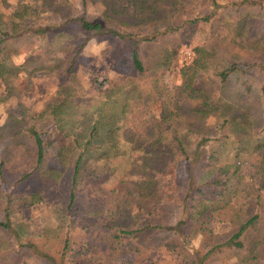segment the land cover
Listing matches in <instances>:
<instances>
[{"label":"trees","instance_id":"16d2710c","mask_svg":"<svg viewBox=\"0 0 264 264\" xmlns=\"http://www.w3.org/2000/svg\"><path fill=\"white\" fill-rule=\"evenodd\" d=\"M107 1L102 0L101 13L90 14L88 5L93 1L79 0L80 9L62 12L57 23H44L28 7L30 2L18 3L4 21L0 17L4 87L0 103L19 98L17 81L22 72L29 82L37 72L56 76L61 87L37 115L27 113L18 102L17 110L0 126V146L9 139L0 152V264H26L27 256L34 264H117V256L154 248L176 256L175 264H264V80L255 102L247 99L251 85L243 77L249 69L264 71V0H232L225 6L219 0H202L206 11L194 20H181L184 0H127L130 5L138 1L147 22L140 39L125 31L130 24L116 18L125 14L119 0ZM226 10L236 14L231 38L193 49L192 61L179 68V93L158 88L156 78L161 117L150 124L143 121L131 101L139 99L140 83L149 71L170 66L179 45L173 44L165 50L162 63L152 65L142 53V44L152 41L149 35L157 38L211 23ZM69 28L74 42L47 50L37 46L44 40L50 45ZM102 39L128 43L132 75L137 79H106L108 90L94 87L101 95L87 97L71 80L87 43ZM22 44L36 50L16 65L12 57ZM201 76L218 80L216 101L195 86ZM231 77L240 85V102L223 99ZM209 117L215 120L214 135L204 128ZM47 119L72 137V146L62 150L56 170L44 167L40 127ZM124 145L140 154L142 162L117 174L110 161L126 157ZM214 145L217 149L203 150ZM178 161L188 166L185 179L172 182L157 170L155 180L150 176L154 166L168 168ZM244 163L255 172L248 180L241 174ZM111 176L130 184L129 198L113 203L96 194ZM146 177L153 180L149 191L141 187ZM35 180L41 184L38 190L30 188ZM58 181L64 192L60 222L46 223L39 233H30L24 223L27 216L17 219V215L28 214L31 206L44 201V187ZM67 213L81 217V229L90 240L74 254L72 235L65 231ZM217 223L227 225V231L216 232ZM196 238L199 245L192 248Z\"/></svg>","mask_w":264,"mask_h":264},{"label":"rangeland","instance_id":"374dc122","mask_svg":"<svg viewBox=\"0 0 264 264\" xmlns=\"http://www.w3.org/2000/svg\"><path fill=\"white\" fill-rule=\"evenodd\" d=\"M88 6V12L90 14H99L104 9V3L102 0H92ZM232 0H219L221 6H225ZM20 2H30L31 9H34L35 14L39 15L44 23H57L60 21L62 12L69 11L72 9H80L79 0H0V17L4 21L6 16L14 11L16 5ZM109 4L112 0L107 1ZM119 5L124 6L125 14L116 16L117 19L124 20L130 27H125L126 32H131L134 35L138 34L140 39L141 33L147 28V22H143L144 16L139 9L140 4L136 1L134 4H129L127 0H119ZM182 14L181 20H194L203 16L206 11V4L202 0H184L181 4ZM213 20L211 23H198L196 25L188 27L186 30H182L179 33L171 34L165 33L159 37L153 38L154 35H149L148 38L152 39L149 43L142 44V53L146 56L145 59L149 60L152 65H156L158 62L164 60L162 57L165 55V50H171L173 44L179 45V50L176 57L170 61V66L165 70L161 68L157 73L156 69L153 73L150 71L147 73V78L143 79L139 87V94H137L138 100L131 101L132 105H136V108L140 111L139 117L147 122L152 123L154 119H159L161 117L162 106L159 102H156V78L158 80L157 87L165 88L171 92H178L177 88L181 86V79L179 76V68L182 65L189 64L194 57V48L198 46L207 45L211 40H221V38H231V32L236 14L231 11L226 10ZM2 15V16H1ZM136 24H139L138 26ZM49 40H44L37 45L40 49L47 50L51 46L60 47L65 45L67 42H74L73 31L71 28L65 30L63 35L56 36L51 41L49 45ZM236 41H239L237 39ZM174 45V46H175ZM19 52L12 57L13 63L19 65L23 62L24 58L32 54L36 48L33 45L22 44L19 47ZM170 52V51H167ZM189 52L191 58L187 61L184 60L185 53ZM187 61V62H185ZM133 64L131 52L128 47V43L121 41H111L109 39L102 40H90L85 46L82 54L80 55L74 78L71 80L74 87L80 89L82 93L89 96H100L98 90L106 91L109 86H107L106 79H115L116 77H129L130 79L134 77ZM162 73V74H161ZM251 85V93L247 97L248 100H254L261 95V84L264 80V71L259 68L249 69L244 75ZM135 78V77H134ZM137 79V78H135ZM128 80V79H127ZM236 79L232 78L228 82V87L224 92V100L230 101H242L239 94L240 85L236 83ZM101 85H97L96 83ZM218 80L209 78L208 76H201L195 83V86L204 90L207 94L211 95V98L216 101L220 98L218 93ZM126 84L122 83V85ZM18 89L21 91L19 98H12L5 103H0V126H2L10 113L17 110L18 102L22 103L26 108L27 113L32 116L37 115L43 107L44 102L56 96L60 87V81L56 76H51L44 72H37L31 76V81L29 82V76L24 72L19 74L17 81ZM95 87V88H94ZM65 90L67 87L62 86ZM4 87L0 82V94L3 93ZM238 91V92H237ZM79 95H76L79 100ZM256 102V101H255ZM37 123H41L37 120ZM215 120L212 117L206 118L204 122V128L214 135L215 130ZM40 131L44 135L45 145H44V167L45 169L54 168L58 169V161H62L59 157L63 153V149L71 148L72 137L66 135L62 130H60L54 122L51 120H44L40 127ZM118 139H122L120 136ZM8 138L0 146V152L8 143ZM123 144V140H121ZM192 143V142H191ZM189 148L193 149V146L187 145ZM126 147V153L124 156L119 157L115 160L110 161V164L116 167V173L119 169L130 170L133 165L142 162L140 154L131 151L128 145ZM217 149V146L205 147L203 150L212 151ZM223 150V149H221ZM219 150V151H221ZM190 150L189 153H192ZM129 154V155H128ZM128 155V156H127ZM17 163V158L15 159ZM139 162V163H138ZM95 162L93 163V167ZM61 165H63L61 163ZM153 172L150 173L153 180L156 178V170L165 173L168 180L174 182L176 180L185 179L187 177L188 166L184 161H178L174 165L168 168H160L154 166L152 168ZM197 170L201 172V166L197 167ZM137 171V170H136ZM241 174L248 180L251 176H254L255 172L253 167L249 163H244L241 168ZM148 177V174H147ZM147 177L145 181L141 184L143 189L146 191L151 190L152 182H150ZM59 182V181H58ZM61 182V181H60ZM50 184L44 187V201L40 203H35L31 206L28 214H22L20 212L17 215V219H22L24 215L27 216L26 222L29 225L30 233H39L42 227L46 223H58L61 214V208H63L64 192L62 190L63 184ZM41 184L39 180H35L31 183L30 188L32 190H38ZM129 183H123L121 180H117L114 176L106 181L96 194L106 197L107 200H112L113 203H119L125 198H129L128 187ZM12 189L15 187H11ZM29 188L26 192H29ZM113 198V199H110ZM66 224L67 227L65 231L72 235L73 251L72 254L78 252L84 248V244L87 243L89 237L82 231L81 217L72 218L69 217L67 213ZM18 224V222H17ZM228 226L225 224L217 223L214 225V229L218 233H223L227 231ZM28 229V230H29ZM64 232V230H62ZM57 243V242H55ZM192 248H197L199 245V238L194 239L190 243ZM26 264H34L33 258L27 256L25 258ZM178 261L177 257L170 254L164 248H154L152 250H139L125 253L123 255L117 256L115 262L117 264H175ZM229 264H235L230 262Z\"/></svg>","mask_w":264,"mask_h":264},{"label":"built area","instance_id":"2783aa9c","mask_svg":"<svg viewBox=\"0 0 264 264\" xmlns=\"http://www.w3.org/2000/svg\"><path fill=\"white\" fill-rule=\"evenodd\" d=\"M190 58H191V54L189 52H186L185 56H184V60L188 61ZM187 61H185V62H187Z\"/></svg>","mask_w":264,"mask_h":264}]
</instances>
